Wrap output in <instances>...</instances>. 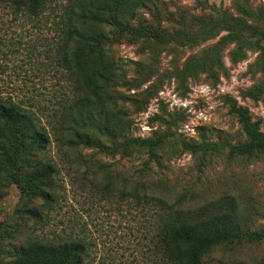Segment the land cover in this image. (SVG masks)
Masks as SVG:
<instances>
[{"label": "trees", "instance_id": "obj_1", "mask_svg": "<svg viewBox=\"0 0 264 264\" xmlns=\"http://www.w3.org/2000/svg\"><path fill=\"white\" fill-rule=\"evenodd\" d=\"M156 1L0 0V188L3 183H15L20 190L13 213L0 222V264H86L88 242L84 237L73 232L52 237L38 235L28 223L33 220L32 225L36 226L43 218V208L50 206L58 195V168L50 153L52 141L63 156L73 155L69 159L78 165L85 164L95 174L91 179L94 187L111 191L116 184L114 178L122 181L124 177L115 176L105 162L87 157L82 150L101 149L111 156L125 153L139 157L144 153L156 163L189 152L199 169L216 158L225 165L264 159V132L259 119H253L249 109L229 95L223 101L229 113L237 117L243 140L225 144L179 139L178 143L165 134L130 136L132 119L125 102L132 95L121 89L126 86L127 68L115 58L108 43L123 35L134 41L150 39L152 44L167 37L143 21L144 11ZM50 13L54 14L52 27L56 39L55 46L45 52L55 55L56 71L64 83L59 95L47 99L51 104L48 105L38 99L30 101L28 95L18 98L5 92L3 74L7 68L18 73L22 62L31 66L29 59L37 47L24 39L26 34L33 33L24 21L37 22ZM201 20L194 39L185 44L193 46L199 40L216 36L211 31L216 23L206 27L204 16ZM222 21L226 34L173 74L184 82L201 71L213 76L217 70L224 73L221 51L226 45L233 44L234 61L246 55L245 48H254L259 50L255 64L261 79L241 95L258 101L264 94V27L252 26L242 18ZM145 103L146 99H142L138 105ZM43 110L48 111L45 114ZM133 182L129 191L126 185L130 181L124 182L120 192L149 214L147 231L153 264H205L204 257L216 248L264 241L263 228L250 229L256 215L264 217V205L255 208L248 199L242 207L240 201L224 194L195 206H183L181 196L185 194L171 201L153 181L138 176ZM25 228H30V232H25Z\"/></svg>", "mask_w": 264, "mask_h": 264}, {"label": "rangeland", "instance_id": "obj_2", "mask_svg": "<svg viewBox=\"0 0 264 264\" xmlns=\"http://www.w3.org/2000/svg\"><path fill=\"white\" fill-rule=\"evenodd\" d=\"M65 1L58 0V3ZM52 15L41 16L37 22L25 19V26L32 27L33 33L29 32L24 39L34 43L37 50L29 59L31 61L28 60L31 66L22 62L18 73L14 68L6 69L3 74L5 92L18 95V98L28 95L30 101L38 99L51 105L47 99L53 94L59 95L63 89L61 74L56 71L55 55L45 52L55 46ZM203 16L206 27L216 23L211 26L216 36L199 40L193 46L185 44L194 39ZM231 17L245 19L252 26L263 28L264 0H157L144 11L143 21L167 37L152 44L150 39L134 41L123 35L108 43L115 58L127 68L126 86L121 89L132 95L130 101L125 102L132 119L130 136L165 134L178 143L179 139L225 144L243 140L237 117L229 113L223 101L225 95L246 106L252 118L259 119L264 132V94L258 101L241 95L244 89L261 79L255 64L259 50L246 46V55L234 61L231 59L233 44H228L221 51L226 72L217 70L213 76L201 71L196 76H188L184 82L173 74L226 34L222 20L230 21ZM113 32L114 29L110 35ZM139 64L142 66L137 70ZM142 99H146V103L138 105ZM43 111L46 114L48 110ZM82 152L89 158L105 162L107 169L115 176H123V180L115 177L112 191L94 187L91 179L95 174H91L85 164L78 165L69 159L73 155L63 156L52 141L50 153L58 168V195L50 206L43 208V218L36 226L32 225L33 220L28 223L34 227V234L52 237L73 232L84 237L88 242L86 264H153L147 231L149 214L120 192L124 182L128 181L130 184L126 188L129 191L134 185L133 179L138 176L153 181L171 201L185 194L181 196L183 206H195L205 199L224 194L240 201L242 207L248 199L254 202L255 208L261 209L264 205V159L225 165L216 158L212 164L199 169L189 152L163 158L160 163L148 159L144 153L139 157L125 153L111 156L96 148H86ZM19 196L20 190L15 183H3L0 222L13 213ZM258 228L264 229V217L260 215L255 216L250 226L251 230ZM26 231L29 233L30 228H25ZM204 258L205 264H264V241L216 248Z\"/></svg>", "mask_w": 264, "mask_h": 264}]
</instances>
